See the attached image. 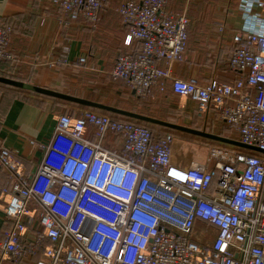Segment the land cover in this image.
<instances>
[{
    "label": "built area",
    "instance_id": "built-area-1",
    "mask_svg": "<svg viewBox=\"0 0 264 264\" xmlns=\"http://www.w3.org/2000/svg\"><path fill=\"white\" fill-rule=\"evenodd\" d=\"M107 2L51 0L66 22L84 19L93 29ZM242 3L249 25L233 36V82L202 85L160 67L182 61L189 38V17L172 12L169 0H125L116 8L130 51L118 55L113 80L138 97L171 90L236 130L240 142L264 150V18L254 14L264 12V0ZM2 22L0 72L15 61L13 26ZM67 53L57 64H68ZM174 144L173 134L156 138L146 126L84 110L58 117L29 179L0 147V168L12 174L1 207L11 225L0 235V264H264V154L213 145L205 159L185 161Z\"/></svg>",
    "mask_w": 264,
    "mask_h": 264
},
{
    "label": "crops",
    "instance_id": "crops-1",
    "mask_svg": "<svg viewBox=\"0 0 264 264\" xmlns=\"http://www.w3.org/2000/svg\"><path fill=\"white\" fill-rule=\"evenodd\" d=\"M124 1L108 0L101 11L98 28L93 29L84 19L66 22L64 15L52 5L51 0H0V19L12 24L14 28L10 49L15 56L12 63L1 65V72L4 74L2 77L13 78L30 87L23 90L30 93L27 96L10 94L0 106V147L7 148L14 160L23 166L26 178L36 174L44 148L55 131L57 119L64 115L61 113L63 104L80 107L73 113L76 117L84 110H97L40 94L35 88H46L91 100L89 98L96 90L107 89L104 87L109 88L111 95L118 92L112 82L116 85L125 84L113 80L111 76L118 55L130 51L124 44L128 28L116 12V8ZM168 8L176 14L187 16L186 11L192 14L196 9L202 11V14L205 12V17L193 22L189 18V38L183 60L172 65L160 62V67H170L172 76L176 78H196L202 85L212 79L233 82L237 74L231 71L228 64L235 47L233 36L249 25L242 0H169ZM263 13L261 10H254V14L262 16ZM64 49L68 50L69 62L67 65H59L57 62L64 55ZM199 54H215L216 60L211 64L200 59ZM79 58H85V63L76 64ZM209 67L212 77L203 76L202 79L201 74L208 75ZM129 90L135 97L136 94L130 88ZM157 91L154 89L152 92ZM167 94L174 95L171 90ZM189 102L198 108L195 102ZM207 118L212 119L209 124L212 126V134L223 128L238 138L236 130L226 126L216 116ZM86 136L95 139L91 131ZM113 143L118 149L121 148V144L112 141L107 142V145ZM224 148L237 147L226 145ZM11 186V172L0 168V235L11 225L1 208L7 201V196L3 193L5 190L10 192ZM41 212L42 208L38 206L33 231L40 230ZM42 258V254L37 257Z\"/></svg>",
    "mask_w": 264,
    "mask_h": 264
},
{
    "label": "rangeland",
    "instance_id": "rangeland-1",
    "mask_svg": "<svg viewBox=\"0 0 264 264\" xmlns=\"http://www.w3.org/2000/svg\"><path fill=\"white\" fill-rule=\"evenodd\" d=\"M191 21H197L200 18H204V13L202 14V11L194 9L192 11V14L190 11H186ZM264 15V13H263ZM262 17L264 18V16ZM198 57L202 60H207L209 63H214L216 60L215 54H199ZM208 75L205 76V73H202V79L204 77H212L210 75V67L207 68ZM204 76V77H203ZM110 85V84H109ZM113 87L117 88L114 93V95H111L112 93L110 90H108V87L104 91L103 89L96 90V92L93 93V95L89 98L91 100L103 103L105 105H109L115 108L123 109L126 111H132L135 113H141L143 115H147L150 117H154L163 121H168L171 123H175L178 125L190 127L197 130L206 131L208 133H211V122L212 119L205 117L204 115H200L198 108L195 107V104L192 102H189V100H185L180 98L179 96L175 95H169L166 93L161 95L156 92H151V94L146 95L145 97H134L131 94V91L125 84L116 85L113 84ZM10 94H15L16 96L25 97L29 92L26 91H11L10 89H7L5 87L0 86V106H2L3 102L6 100L7 96ZM32 94H34L32 92ZM37 94V93H36ZM80 107L76 105L71 104H63L61 107V113L62 114H73L76 113L77 110ZM97 112L104 113L103 111L96 110ZM106 114V113H104ZM211 120V122H210ZM221 126V125H220ZM156 132H168L167 130L152 127ZM170 132V131H169ZM173 132V131H172ZM229 133L225 129L216 130L215 135H227L229 136ZM175 134V142H176V148H174L175 155L178 156V158L187 160L196 158V160H203L205 159L208 149L210 147V142L208 139L201 138L198 136H191L187 134L182 133H176ZM230 135H232L230 133ZM235 139V138H234ZM189 146V148H188ZM185 160V161H186ZM5 169V168H3ZM201 226V225H200ZM211 237L207 239V243L211 242Z\"/></svg>",
    "mask_w": 264,
    "mask_h": 264
},
{
    "label": "water",
    "instance_id": "water-1",
    "mask_svg": "<svg viewBox=\"0 0 264 264\" xmlns=\"http://www.w3.org/2000/svg\"><path fill=\"white\" fill-rule=\"evenodd\" d=\"M0 83L6 84L9 86H14L17 88H30L24 82H20V81H17V80L11 79V78L2 77V76H0ZM35 90H36V92H38L40 94L50 96L53 98H58V99L65 100V101H70V102H73L75 104H79L83 107L93 108V109H97L100 111H105V112H109V113H115V114L127 116V117L134 118V119L142 121V122H146V123L151 124V125H157V126L170 128L172 130H176L179 132H184L187 134L195 135V136L205 138V139L217 142V143H221V144L229 145L232 147L245 149V150L252 151L255 153H259V154H264V150H262L261 148L244 144V143L240 142L239 140L226 138V137H223L220 135L208 133L206 131L197 130V129H193L190 127L178 125L175 123L163 121V120H160V119H157L154 117H150L147 115H142V114L118 109V108H115V107H112L109 105H105V104H102L99 102H95L92 100L73 97V96H70L67 94H62L60 92H56V91L46 89V88H35ZM133 93L135 94L134 91H133Z\"/></svg>",
    "mask_w": 264,
    "mask_h": 264
},
{
    "label": "trees",
    "instance_id": "trees-1",
    "mask_svg": "<svg viewBox=\"0 0 264 264\" xmlns=\"http://www.w3.org/2000/svg\"><path fill=\"white\" fill-rule=\"evenodd\" d=\"M2 24H4V25H6V24H9V23H6V21H3L2 22ZM14 29V28H13ZM132 47H134V46H132ZM128 49H130V47H127ZM136 49H138V46H136ZM234 49V48H233ZM233 51V50H232ZM13 61H6V62H4V63H6V64H9V63H12ZM3 63V64H4ZM0 76H4V74L2 73V72H0ZM13 79V78H12ZM0 86L1 87H5V88H7V89H11V90H24V89H27V88H16V87H14V86H9V85H6V84H2V83H0ZM157 93L158 94H161V95H163V94H165L166 95V93H161L159 90L157 91ZM175 95V94H174ZM136 97H137V95H135ZM175 96H177V95H175ZM119 109V108H118ZM123 110V109H122ZM104 113H106L107 115H110L111 117H113L114 119H117V120H122V121H128V122H132V123H135V124H137V125H142V126H146V127H148L151 131H152V133L154 134V136L156 137V138H160V137H163L164 135H166V134H173V132H176V133H182V134H187V133H184V132H179V131H176V130H172V129H170V128H166V127H162V126H157V125H151V124H148V123H146V122H142V121H139V120H136V119H134V118H130V117H127V116H123V115H119V114H115V113H109V112H105V111H103ZM130 112H132V111H130ZM103 113V114H104ZM135 113V112H134ZM138 114H141V113H138ZM143 115V114H142ZM168 122V121H167ZM152 127H156V128H160V129H164V130H167L168 132H156ZM170 131V132H169ZM173 131V132H172ZM173 135H175V134H173ZM187 135H191V134H187ZM191 136H195V135H191ZM220 136H221V134H220ZM223 137H232V138H235V139H238L236 136H233V135H230V133H229V136H225V135H222ZM209 142H210V144H217L216 142H214V141H211V140H209ZM217 145H219V146H222V147H226V145H224V144H217ZM234 150H236L237 152H240V153H245V154H249V155H258L259 153H255V152H252V151H248V150H245V149H239V148H233ZM37 231H39V230H34V232H37ZM49 242L46 240V241H44V243L42 244V249L40 250V253H39V255H41L42 253H43V248L48 244ZM38 255V256H39Z\"/></svg>",
    "mask_w": 264,
    "mask_h": 264
}]
</instances>
